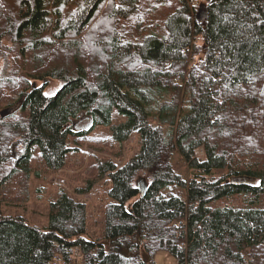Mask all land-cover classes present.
Masks as SVG:
<instances>
[{
	"label": "trees",
	"instance_id": "trees-1",
	"mask_svg": "<svg viewBox=\"0 0 264 264\" xmlns=\"http://www.w3.org/2000/svg\"><path fill=\"white\" fill-rule=\"evenodd\" d=\"M198 1L0 0V109L13 108L0 116V264H155L159 250L175 264H264V0ZM96 125L141 137L125 162L99 163L101 237L84 236L86 203L65 191L47 229L3 213L28 198L35 148L58 170L69 135Z\"/></svg>",
	"mask_w": 264,
	"mask_h": 264
},
{
	"label": "rangeland",
	"instance_id": "rangeland-1",
	"mask_svg": "<svg viewBox=\"0 0 264 264\" xmlns=\"http://www.w3.org/2000/svg\"><path fill=\"white\" fill-rule=\"evenodd\" d=\"M198 0H192L195 5ZM3 61L0 58V72ZM37 83L39 81H36ZM44 92L53 95L60 87L56 79H47ZM2 109V108H1ZM77 128H87L90 118L84 113L74 121ZM68 146L74 147L65 155V165L58 169L48 168L42 161L38 148L34 149L31 157L32 172L27 184L28 198L19 203L9 201L3 203V213L20 215L25 220L40 228L47 229L49 224V203L55 200L63 191L77 199L83 200L87 206V228L84 234L87 238L96 239L101 237L103 227L104 205L111 201L107 191L110 186L109 178L100 172L99 163L111 159L121 164L132 157L140 148L141 137L139 133H132L124 142L115 140L108 127L96 125L83 134H70L67 140ZM14 146V150L16 147ZM197 156L202 157V150L197 149ZM175 151L172 155V165L179 173H185L183 162ZM148 180L145 174L139 172L135 175L133 183L144 188ZM89 189L83 193H77L76 188L86 187ZM173 190L184 195V190L179 186H166L163 192ZM236 201L234 199L232 202ZM138 239V237H136ZM126 248L122 252H125ZM128 252V251H127ZM155 264H175L176 259L167 251L159 250L154 256Z\"/></svg>",
	"mask_w": 264,
	"mask_h": 264
},
{
	"label": "water",
	"instance_id": "water-1",
	"mask_svg": "<svg viewBox=\"0 0 264 264\" xmlns=\"http://www.w3.org/2000/svg\"><path fill=\"white\" fill-rule=\"evenodd\" d=\"M196 18H197L199 21H201V20H203V19L206 18V9H205L204 6H202V5L199 6V8L197 9V12H196ZM12 111H13V108H12L11 106H6V107L0 109V116H1V117H4V116H6L7 114L11 113ZM16 144H17V143L15 142V143H13V144L11 145V151H12V153L14 154V156L16 155V150H14L13 147H14ZM140 188H141V193H142L144 188H142V187H140ZM140 242H141V235L139 234V235H138V243H140Z\"/></svg>",
	"mask_w": 264,
	"mask_h": 264
},
{
	"label": "built area",
	"instance_id": "built-area-1",
	"mask_svg": "<svg viewBox=\"0 0 264 264\" xmlns=\"http://www.w3.org/2000/svg\"><path fill=\"white\" fill-rule=\"evenodd\" d=\"M181 223H182V222H181V221H179L177 224H178V225H181ZM178 225H177V226H178Z\"/></svg>",
	"mask_w": 264,
	"mask_h": 264
}]
</instances>
